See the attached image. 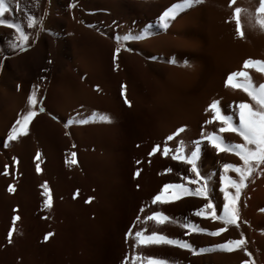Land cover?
Returning a JSON list of instances; mask_svg holds the SVG:
<instances>
[{
	"label": "bare ground",
	"instance_id": "1",
	"mask_svg": "<svg viewBox=\"0 0 264 264\" xmlns=\"http://www.w3.org/2000/svg\"><path fill=\"white\" fill-rule=\"evenodd\" d=\"M227 2L199 0L186 5L184 0H6L7 11L0 18L21 26L28 36L23 47L28 48L21 50L18 33L14 29L0 26V264L131 263V251L134 249L130 247L133 240L135 242V236L133 240L129 239L132 242L129 243L127 234L139 226L138 220L147 212L143 211L144 205L151 204L154 194L163 192L164 153L158 149L152 152L153 147H156L155 140L163 129V99H167L165 97L170 94L175 95L182 85H187L190 74L194 72L190 57L198 50L191 30L195 26L197 10L200 7L206 8L209 22H217L221 5ZM169 9L173 10V15L162 20L164 12ZM243 13L241 9V18L246 12ZM28 16L35 19L31 28L27 26ZM124 36L132 38L125 40ZM244 36L248 40L245 41ZM244 36L236 34L232 49L221 48L219 51L215 47L218 50L216 53L212 51L216 56L215 61L226 67L235 65L240 69L245 55L253 53L246 47V42L251 41L250 34ZM208 44H205L204 49L210 55L211 46ZM122 45L130 49L125 50ZM117 47L121 48L119 53L115 52ZM259 47L253 56L256 60L264 58ZM17 51L14 57H4ZM263 75L256 71L250 75L254 85L257 82L258 88L264 84ZM237 78L240 83L245 82L242 77ZM206 87H209V83ZM33 92L37 102L31 107L36 115L28 124L27 134L9 140L8 135L15 121L29 110L27 97ZM246 94L236 89L232 92V101L257 108L256 101ZM43 96L47 113L37 114ZM125 100L129 103H125ZM103 116H107L108 120L101 119ZM234 118L238 126V107ZM81 120L85 123H79ZM216 125L213 121L209 135ZM223 138L226 144L244 143L242 137L232 132ZM203 140L200 153L203 159L214 160L218 178L217 197L224 205L225 191L234 196L235 189L227 181H221V176L237 182L239 176L231 169L225 170L223 165L229 163L242 167L243 162L233 151L217 152L207 139ZM73 152L76 154L75 164L70 163ZM41 156L44 158L41 159ZM176 163L171 166L170 162L168 166L183 172V175L185 168L180 166L185 165L182 162L180 165ZM37 164L39 172L36 171ZM190 175L200 182L197 174L191 171ZM201 182L191 183L190 187L202 186ZM44 184L49 189L50 207L45 206L48 197L43 194ZM9 186L12 191L8 190ZM222 188L224 191H221ZM205 202V199H180L172 207L175 205L180 211L188 210L193 221L190 210L196 213ZM203 212L202 216L194 214L196 221L211 229L219 228V222L211 218L209 209L203 208ZM240 212L243 213L242 210ZM14 216L19 217L15 222ZM243 221L238 214L237 224L240 229L237 230L239 226L235 229L239 235L248 236L250 227ZM260 225L264 226V220L260 221ZM159 226L151 222L153 229L158 230ZM10 231L12 236L9 238ZM47 233L52 235L45 239ZM253 236L257 237L255 234ZM227 237V233L212 237L200 233L190 234L196 246L204 242L216 245L217 241H225ZM138 245L137 248H140ZM250 252L252 260L249 264H259V257L258 260L254 257L253 248ZM175 253L178 264L191 261V255L186 250L179 249ZM243 259L247 258L240 252H224L219 262L232 264Z\"/></svg>",
	"mask_w": 264,
	"mask_h": 264
},
{
	"label": "rangeland",
	"instance_id": "2",
	"mask_svg": "<svg viewBox=\"0 0 264 264\" xmlns=\"http://www.w3.org/2000/svg\"><path fill=\"white\" fill-rule=\"evenodd\" d=\"M241 2H244V3H241ZM228 3H229V0H228V2L224 6L221 5L222 7L220 8L219 17L217 16V18L220 19V20L217 19V22L219 20V22H218L219 24L217 22L213 21V20H212V23L213 24L211 22H209L210 21L209 20V16H206V8L200 7L197 10V12L195 14V17H197V18L194 19V25L195 26H193V28L191 30V34L195 38L194 41H195L196 49L198 51H196V54H194L192 57H190V58H192L191 60H192V63H193L191 65V68H193V67H194V69L196 68L195 70L193 69V71L195 73L191 69V72H193V73L190 74L189 83L187 85H182L181 86V89L179 88L176 91V94L175 95L170 94V96L165 97L167 99H163V101H165V102H163V112H165V114L163 113L164 115L162 116V122H163L162 123V127H163V129L159 133L160 136L158 135V137L155 140V146L156 147L158 146L157 149L160 150L162 153H164L163 154V166H164L163 167V185H165V184L183 185L184 187L188 188L191 193H194L196 191V189H198V188H206V196H199V195H194V194H187V195H185L180 190L174 189V188L173 189H168V190H164L163 189V192H162L163 193L162 200H158L155 203H153V198L158 195V194H154V196H152V199H151V204L152 205L150 204L151 205L150 206L149 203H147L143 207V209H144L143 211H145V212L147 211V212L143 215L144 217H140V218H142V219H140V221L138 220V225L140 227L139 226H136L134 229H132L131 231H129L130 234H127L128 235L127 236L128 237V241H130L131 239L133 240V238L135 236V233L137 231H140V232L143 231L141 233H142V235H145V236L151 235L153 232H155L158 235H164V236H166V237H168L170 239H178V240L186 241L187 243H189V244H191L193 246L194 251H190V250L185 249V248H180L178 246L168 245V244H159V245H156V244H139L140 245V248L139 247L137 248V245L138 244L136 243V236H135V242L133 240V243L134 244L131 241L129 242V243H132L130 249L131 250L134 249L133 252L131 251V255H132L131 257L132 258L134 257V259L131 258V260H130V262L132 264H138L139 262H140V264H142V262H143V264H148V259L149 258H151V259H157V260H163L165 262V264H178V262H177L178 260L176 259V253H175V251H177L179 249L180 250H184V251L186 250L189 253V255H191L189 257V261L190 260L191 261L188 262V260H187V262H185L186 264H225V263L219 262L220 255L222 253H224V252H235V251L236 252H240L243 255L245 254V256H246V258L248 260L247 259H243L241 261L242 263L241 262L238 263V262H235V261H234L235 263L234 262L233 263L234 264H236V263L243 264L244 260L245 261H248V262H250L252 260L251 259L252 253L250 252L252 248H253V254L255 255L254 257H256V259L259 257L258 258L259 260L261 258L260 261L262 263H260V261L257 259L258 262H259V264H264V254H262V252H264V247H263L264 246V238H262V237H264V234H262L264 232V228H263L264 226H261L260 225V221L261 220H264V211H263L264 210V197H263V195H264V188H263L264 187L263 186L264 185V163H261L259 165H255L254 166V169L255 170L253 171V173L251 174V176L248 177V180L245 181V187L243 188V191L244 192L243 193L240 192V197L241 198H239V199L237 198V210H238V214L241 217V219L244 220L243 223L245 225L247 223L249 224L248 225V227H250V233L249 234L252 237V238H250V235H248V236L243 235L244 240H246L245 241L246 244H244V246H242V248H239V250H238V248H234L232 251H223V250H219V249L212 250V246L214 244L212 245V244H209L207 242L202 243L201 246L200 245L196 246L194 244L193 240L190 238V234L191 233H200V234H202L205 237H212L213 235H209L208 233L209 232H212V231H215L216 229H218V227L211 229L209 227L200 225V223L198 221H196V219H195V215H194L195 213H194V210L193 209L190 210L191 216L193 218V221H192L191 218L188 215V210L187 211H180L181 209L179 210V209L175 208V205L172 207V205L174 203L176 204V201H178L180 199H187V198H189V199H193V198H195V199H205L206 200L205 204L208 203L209 201H211L213 207H212V209H209V213L215 214L218 217V219H216V220L220 224L219 228H225V231L220 232L217 235H220V234L222 235L223 233H227L228 236H229V237H227L225 239V241L224 240L222 242L221 241H217V243H215V244L224 243V242H226L227 239L228 240H230V239L231 240H237V239L240 238L239 236H241V234L239 235V233L236 231V229H235L236 226L235 225H227L226 226V225H224L223 221L219 219V217L223 215V209L221 208V207H223V204L220 203V199H219V197H217L218 196V193H217V181H218L217 179L218 178H217L216 171L214 170V162H213L214 160L213 159H208V158L207 159H203V157H202V155H201V153L199 151V155H198V157H197V159L195 161V164H196V167H197V171H198V173L200 175V176H198L199 177V180H200V182L202 181L201 184H203V185L202 186H199L197 188H194L193 186L190 187V184L191 183H194V184L198 183V184H200V182H197L196 181V178L194 179L190 175V172H191L190 168L192 167V165H190L188 163H184V162H186L185 160L183 161L181 159H173V156H178L179 157L181 155L184 156V157H186V158L190 157L192 151H195L197 146H199V148L201 150V147H202V144H203V143L201 144V142H203L204 141L203 139H206V137L209 136V134H210V128L213 125V121H215V124H217V125L215 126V128L213 130V132H215V133H213V132L212 133L215 134V135L220 136L222 138V140L224 141V143H225V140H224L223 136H225L228 133L231 134L230 131H225V132H220L219 131V129L221 127H225V125L221 121H219V120H213L212 118L214 116V113L212 112L211 109L208 108L209 104L213 100L218 101L219 102L218 103V107H220L221 115H227V116L231 115V117H232V123H233L234 126H236V124L234 122V119H235L234 116H235V112H236V108H237L238 103L232 101L233 100V98H232V92L234 90H236V89H238V90H242V89L239 88V87L233 88L231 85H229L227 87L225 86V81H226L227 75L229 73L243 70V71H246L248 73V77L249 78H250V75L252 74V72H255V71L258 72L259 74L260 73L261 74L262 73L264 74V72L257 71L255 67H249V68L245 69L243 67V63L241 64L242 67L239 69V68H236L235 65H229V66L226 67V66L222 65L221 63L215 61V58H216L215 53H216V51L217 52H218V50L220 51L221 48H226V49L229 48V49H232V47H231L232 44H233L232 42H233V40H235V36L237 34L236 33V19L237 18L233 15V13H234V9L238 7L237 6L238 4L240 5L239 8H241L244 13L246 12L245 14L243 13L244 15H243L242 18L240 16V13L241 12L238 14V18H240L239 21L241 20L240 21V25L243 26V29L245 30V33L244 34H247L246 37H248L249 34H250V36H249L250 39L249 40H251V41L250 42L249 41L246 42V47H247V49L250 48L251 51H253V53H250L249 52V54H246L245 55L243 62L246 59H249V58L250 59H253V60H256V57L254 59L253 56L257 52V47H259V46H261V48L259 47L258 49H261L262 53H264V50H263L264 47L262 48V46L264 45V28H261V26L259 24L255 23L257 21V18L259 16H261V18L259 17L258 19H264V14H257L255 12V9L258 8L259 5H260V0H233L232 3H235L234 6H233L232 3L231 4L230 3L228 4ZM236 3H237V5H236ZM47 5H49V3ZM228 6L229 7L232 6V7L229 8ZM252 6H254V7H252ZM227 8H228V11L229 12L226 10ZM223 9H224V11H222ZM230 9H232V10H230ZM245 9H247V10H245ZM199 10H201V11H199ZM224 12H226L227 14L224 13ZM227 15H229L230 17H228ZM256 16H257V18H256ZM226 17H227V19H226ZM223 19L225 21H227V22H224ZM207 23H209V24H207ZM234 23H235V26H234ZM215 24H216L217 27L215 26ZM246 24H247V26L249 25L248 28H247ZM208 26H209V29H208ZM210 26H211V28H210ZM241 26H240V28H241L240 30H241V32L243 34L244 30L242 29ZM233 27H234V29H233ZM210 29H211V31H210ZM206 31H207V33H206ZM208 33L210 34V36L208 35ZM213 33H214V35H213ZM244 34L241 37H243ZM218 35L221 36V37H218ZM212 36H216V37H213L212 38ZM217 38H219L221 41L218 40ZM227 39H228V41H227ZM243 39L244 40L246 39L245 36L243 37ZM216 40H218V41H216ZM246 40H248V39H246ZM259 40H261V41H259ZM213 41L215 43H213ZM199 42H201V43H199ZM208 42H209V44H208ZM261 42H263V43H261ZM216 43H217V45L219 47L216 45ZM205 44L206 45L208 44V45L211 46V49H210L211 50V53H210V55H208L206 53V50L204 49L205 46H206ZM254 45H255V48L256 49L254 48ZM121 47L123 49H125V50H129L130 49L126 45H122ZM215 47H216V49L218 48V50H216ZM26 48H28V46L27 47L24 46L23 47V50H25ZM199 49H200L201 52L199 51ZM212 51H215V53L212 54ZM18 52L19 51L14 52V53H11V55L10 54L9 55H4V57H6V58H8V57H14L15 55H17ZM248 55H250V56H248ZM194 58L197 59V60H195ZM228 59H230V58H228ZM213 60H214V62H213ZM257 60H261V61L263 60L264 61V58L257 59ZM1 71H2V67L0 66V73H1ZM206 74H207V76H206ZM198 78H199V80H198ZM243 79H245V78H243ZM250 80H251L252 83L254 82L253 79H250ZM201 82H202V84H200ZM233 82L234 83H237V82L240 83L238 81V78L237 77L234 78V81ZM208 83H209V87L207 88L206 85L208 86ZM255 84L256 85H254V83H253V88L256 86L254 89H258L257 82ZM202 85H203V87H202ZM187 87H188V89H187ZM200 87H201V89H198ZM204 89L206 90L205 93H204V91H205ZM184 94H185V96H184ZM246 95H248V94H246ZM177 96L180 97V98H178ZM170 97H171V99H170ZM44 99H45V97L40 100L41 102L38 105L37 114L47 113L45 104L43 103L44 102ZM177 102H178V104H177ZM179 106H181V107L179 108ZM41 108L44 109L43 112L40 111ZM170 108H172V110ZM206 109H207V111H206ZM227 112H228L229 115L227 114ZM167 113H168V116H167ZM163 117H166V119L163 118ZM168 117H170V119L172 117L173 118V119H171L172 121H169L170 119H167ZM176 117H178V118H176ZM173 120H175V121H173ZM205 121H210V122L209 123H205ZM167 122H169V123H167ZM204 126H206V127H204ZM195 127L198 128V129H194ZM181 128H183V131H180V133L177 132V130L178 129H181ZM190 128H192V129H190ZM170 130H171V132H170ZM184 131H186V132H184ZM163 132L164 133L165 132H168V133L167 134L165 133V135H164ZM181 132H183V133H181ZM232 133L237 134L235 132H232ZM162 134L164 135V137H163ZM180 134H182V135H180ZM178 135H180V137ZM169 136H172V139L171 140L168 139ZM174 136H175V138H174ZM183 136H185V137H183ZM193 138H194L195 141L193 140ZM196 138H197V140H196ZM200 138H203V139H201V141H199ZM159 140H162V141H160L161 143L159 142ZM162 144L164 145L165 148H167V149L169 148L168 152H165L164 151V147H163ZM171 146L173 148H171ZM187 147H188V149H187ZM178 149H181L182 151H178ZM169 153L171 155H168ZM184 153L185 154L187 153V154L186 155H183ZM43 158L44 157L41 156V159H43ZM164 158L166 159L165 162H164V160H165ZM167 158H168V162H167ZM206 160H208V161H206ZM170 162H171V164H170L171 166H173V164L176 163V162H179V163H176V164H179L180 165L181 162H182L185 166H180V167H184L185 168V171H184V174H183L184 176L182 175L183 172L181 173V172L175 171L174 169H172L171 166H168ZM209 162H211V163H209ZM189 165H190V168H189ZM169 167H170V171H168V168ZM167 172H169V175H168ZM186 173H189V174L186 175ZM173 175H174V178L172 179ZM175 176H177L176 177L177 179L178 178H180V179L177 180L175 178ZM174 179L176 180V182H175ZM201 179H204V180H201ZM255 184H259L260 187L258 185L256 186ZM260 184H262V185H260ZM163 185H162V187H163ZM161 202L164 204V206H156L158 204H162ZM251 202L253 204H251ZM242 204H243V206H242ZM170 207H171V209H170ZM154 209H155V211H154ZM165 209L166 210L170 209V211L169 210L166 211ZM176 209L179 212H182V213H179ZM241 210L243 211V213L245 215L242 212H240ZM175 211L178 212V214H173V213H176ZM183 212H185V213H183ZM251 212H252V214H251ZM254 212L257 213V214H255ZM153 213H161L163 216L168 217V219L165 220L163 223H160V222H158L155 219H153V220L151 219L150 220L151 222H154V223H157L158 225H160L159 228H158V230L157 229H153L151 227V222L149 221V219H150L149 217H152V214ZM253 213H254V215H253ZM177 215H178V217H176ZM246 219H247V221H246ZM143 220H145V221L142 222ZM250 222H253V223L250 224ZM188 225H195L197 229L198 228L207 229V232H199L196 229H193L191 227H188ZM252 227H253V229H252ZM239 229H240V225H239V228L237 230H239ZM251 231H253V232H251ZM257 232H258V234H257ZM174 233H176V234H174ZM253 233L255 235H257L256 238H255V236H253L254 235ZM129 235H131V236L129 237ZM258 235H260V238H259ZM249 239L250 240L253 239V240L252 241H248ZM255 239L257 240V243H256ZM254 241H255V243H254ZM247 243H249V244H247ZM141 245H143V246H141ZM245 245H247V247ZM135 247H136L137 250H135ZM248 247H249V249H248ZM259 247H260V251H258L259 250ZM200 248H205V249H209V250L201 253V252L198 251ZM147 249H149V250H147ZM152 249L154 251H152ZM159 249L161 250L160 252H159ZM245 249H247L246 250L247 253H250L251 254L250 256L246 255ZM170 252H171V254H169ZM258 253H259V255H258ZM173 255H174V258H173ZM192 255H193V257H192ZM211 257H212V259H211ZM135 258H137V259H135ZM140 258H141V260H144V261L139 260ZM135 262H138V263H135Z\"/></svg>",
	"mask_w": 264,
	"mask_h": 264
},
{
	"label": "snow or ice",
	"instance_id": "3",
	"mask_svg": "<svg viewBox=\"0 0 264 264\" xmlns=\"http://www.w3.org/2000/svg\"><path fill=\"white\" fill-rule=\"evenodd\" d=\"M193 2H199V0H184V3L186 5H190ZM233 0H229V3L231 4ZM7 11L6 6V0H0V15L5 13ZM241 12V8L237 7L234 9L233 15L237 18L236 19V33L238 35H243L240 30V21L238 18V14ZM257 14H264V0H260V5L256 9ZM173 15V10L169 9L166 10L163 14L162 20L164 18H167L169 16ZM35 23V19L33 16L27 17V26L32 27ZM257 24L261 26V28H264V19H257ZM0 26H5L9 29H14L16 33H18L17 39L20 41V47L21 50H23V44L25 41L28 40V36L25 34V32L22 30L21 26L19 24H15L12 22L7 21L6 19L0 18ZM167 26V25H165ZM132 37L124 36L123 39L128 40ZM121 51L120 47H117L115 49L116 53H119ZM243 67L245 69L249 67H255L257 71L264 72V61L261 60H253V59H246L243 62ZM236 77H243L245 78L244 83H234V78ZM231 85L233 88H241L243 91H245L248 96L252 98V100L256 101V104L258 105L257 108H253L249 106L247 103H239L238 109H239V125L234 126L232 123V117L227 115H221L220 107H218V101L213 100L208 108L212 110L214 113L213 119L221 121L225 127H221L219 129L220 132L230 131L237 133L240 137L243 138L244 143L242 144H235L232 145L230 143L225 144L222 138L218 135L211 134L206 139L215 147L217 152L220 151H233L235 155H237L240 159V161L243 162V166H237L229 163H225L223 165V168L225 170L231 169L233 172L237 173L239 176L238 182L236 180H229L225 176H221V181H227V183L231 184V186L235 189V195L230 196L228 192L225 191L224 193V199L225 203L223 205V215L219 217L220 220L223 221L224 225H235L239 226L237 224V218H238V210H237V198L240 195L241 189L245 187V180L253 173L254 166L259 165L261 163H264V84L259 85L258 89H254L251 83L250 78L248 77V73L246 71H236L231 72L227 75L225 86ZM123 87V86H122ZM36 94L33 92L31 95L27 97V104L29 105V110L19 116V118L15 121V124L11 128V131L8 135L9 140H16L18 136L27 134L28 130V124L32 120V118L36 115V112L32 110L31 106H34L36 104ZM125 103H129L127 100H125ZM41 112L44 111L43 108L40 109ZM207 111V109H206ZM101 119L108 120L107 116L101 117ZM210 121H205V123H209ZM79 123H85V121L81 120ZM183 131V128L178 129L177 132ZM169 140L172 139V136L168 137ZM157 148L153 147L152 152H156ZM165 152L168 151L167 148L164 150ZM178 151H182L181 149H178ZM200 148L199 146L196 147L195 151H192L191 156L188 158H185L184 156H173V159H181L185 160L186 163L192 165L191 171L196 173L197 176H199V173L197 171V167L195 164V161L199 155ZM37 156H39V153H37ZM71 161L70 163L75 164L76 163V154L73 152L71 153ZM36 171H40L39 164L36 166ZM170 171V169H168ZM5 174H7V165H5ZM44 188V195L45 197H48L45 200V206L50 207L51 206V198L49 189L47 187V184L42 185ZM178 189L183 194H194L199 196H206V188H198L194 193H191L190 190L183 185H172V184H165L163 185L164 190L168 189ZM9 191H12V187L9 186ZM221 191H224L222 188ZM163 193L158 194L153 198V203H155L158 200H162ZM178 198V197H177ZM212 203L209 201L206 203L203 208L212 209ZM203 208L197 211L195 214L198 216L204 215ZM211 218L213 220L218 219V217L215 214L210 213ZM150 219H155L160 223H163L165 220L168 219V217L163 216L161 213H153L152 217H149ZM18 216L13 217V222L18 220ZM188 227H191L193 229H196L199 232H207V229L203 228H196L195 225H188ZM225 231V228H218L215 231L209 232V235H217L220 232ZM52 233H47L45 235V239H48L49 236H51ZM12 236V232L10 231L8 233V237L10 238ZM136 236V243L137 244H168V245H175L180 248H185L190 251H194L193 246L186 241L178 240V239H170L164 235H158L157 233L153 232L151 235H142L140 231H137L135 233ZM10 242V241H9ZM245 244V240L243 237V234H241L240 238L237 240H227L224 243L216 244L212 246V250L219 249L223 251H232L234 248H242V246ZM209 249L200 248L199 252H205ZM246 255H251L250 253H247L245 249ZM148 264H165L163 260H157V259H148ZM243 264H249L248 261H244Z\"/></svg>",
	"mask_w": 264,
	"mask_h": 264
}]
</instances>
